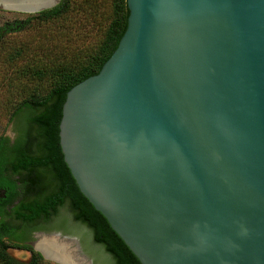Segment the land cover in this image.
<instances>
[{"label": "water", "instance_id": "1", "mask_svg": "<svg viewBox=\"0 0 264 264\" xmlns=\"http://www.w3.org/2000/svg\"><path fill=\"white\" fill-rule=\"evenodd\" d=\"M21 10L35 14L55 7ZM54 144L136 264H264V0H126ZM57 264H94L78 241Z\"/></svg>", "mask_w": 264, "mask_h": 264}, {"label": "trees", "instance_id": "2", "mask_svg": "<svg viewBox=\"0 0 264 264\" xmlns=\"http://www.w3.org/2000/svg\"><path fill=\"white\" fill-rule=\"evenodd\" d=\"M94 6L93 0H60L53 8L27 16L16 30H27L30 40L12 43L7 50L0 43V70L7 72L1 81L9 87L20 85L23 95L8 118L17 128L18 139L10 144L0 135V188L7 190L6 198L0 199V264H44L41 254L25 242L31 240V230L44 228L51 211L57 212L63 205L108 256L105 264H136L80 192L54 144L55 112L66 93L99 72L125 29L129 13L126 0H113L108 19L96 29L100 33L96 32L94 41L69 48L67 41H76L79 24L94 26ZM8 173L18 176L19 184ZM16 196L20 201L14 206ZM9 205L13 207L6 210ZM12 219L19 225H12ZM9 245L28 251L29 260L11 256Z\"/></svg>", "mask_w": 264, "mask_h": 264}, {"label": "rangeland", "instance_id": "3", "mask_svg": "<svg viewBox=\"0 0 264 264\" xmlns=\"http://www.w3.org/2000/svg\"><path fill=\"white\" fill-rule=\"evenodd\" d=\"M113 0H93L94 2V8L96 11L94 26H87L85 24V27H81L79 24L77 28V37L76 41H67L69 43L70 47H81L84 44H88L92 41H94V36L96 34V29L99 28V26L106 22L108 19V13L110 10L111 2ZM59 3V2H58ZM27 16H32L30 14H23V13H17V12H10L0 9V40L2 44H5L6 50L11 48L13 45L12 43L19 44L22 40L28 39L30 40L31 37H29V32L27 30L21 29V31H16L19 27L24 25V22H26ZM30 27L33 26V22H29ZM7 27H9L10 30H6ZM81 27V28H80ZM5 30V31H3ZM100 31L97 32L99 34ZM96 34V35H97ZM7 72H4L3 70H0V135L8 136L9 138L12 137V130H11V124L8 122V118L12 110L20 103L22 96L20 93V85H13L9 87L4 82V79L1 81L2 76H5ZM36 240V239H34ZM27 244V243H26ZM8 253L13 256L14 258L27 262L30 258V253L26 250H21L13 247L12 245H9ZM33 247V246H32ZM33 249V248H32ZM92 252V255L95 257L100 258H106L108 257L104 252L103 249L98 245H92V249H90V253ZM44 264H55L52 261L44 260Z\"/></svg>", "mask_w": 264, "mask_h": 264}, {"label": "flooded vegetation", "instance_id": "4", "mask_svg": "<svg viewBox=\"0 0 264 264\" xmlns=\"http://www.w3.org/2000/svg\"><path fill=\"white\" fill-rule=\"evenodd\" d=\"M5 30L7 32V30H10V29H9V27H7V29H5ZM5 30H3V31H5ZM10 124H11V130H12L11 131L12 137L11 138H9L8 136H4V137H7L9 139V143L13 144L18 139L19 134H18V131H17L15 124L13 122H11ZM8 176L12 179V181H16V185L19 184V182H18L19 177L18 176L12 175L9 173H8ZM6 193H7L6 189L0 188V199L1 200H4L6 198ZM19 201H20V197L16 196V198L13 202V205L15 206L16 204H18ZM13 205L6 206L5 209L9 210L11 207H13ZM67 207H68L67 205H63V206H59V208H57V212L51 211L50 215L48 216L49 218L47 217L48 220L45 221V223H44V228L31 230V232H30L31 240L27 241L25 243H27L28 245H30L32 247L33 243L37 241L35 243V248H37L38 242L40 241V239L42 237H44V236L38 237L37 234H39V233L60 234V237L67 236L71 239H76L78 241L82 251L86 255H88V257H90L92 259L94 264H105L104 258H100L98 256L100 259L97 260L98 257L93 256L92 252L90 253V249H92V245L94 244L92 241L91 234L89 233V230L85 226H81V224L75 220L73 213L71 211L67 210L68 209ZM10 223L12 225H19L20 222L12 219L10 221ZM45 237H47V236H45ZM50 238H54V237H50ZM34 239H36V240H34ZM57 242L58 243H67V245L69 246V248L68 247L63 248V254L66 257L71 258V256L74 255V246L70 242L58 241V240H57ZM72 249H73V251H72ZM38 251H39V249H38ZM40 252H42V251L40 250Z\"/></svg>", "mask_w": 264, "mask_h": 264}, {"label": "bare ground", "instance_id": "5", "mask_svg": "<svg viewBox=\"0 0 264 264\" xmlns=\"http://www.w3.org/2000/svg\"><path fill=\"white\" fill-rule=\"evenodd\" d=\"M57 0H0V7H5L6 9H17L21 10L28 6L29 8L37 7H48L55 4ZM69 248L67 243H58L55 238L42 237L37 244L39 251L41 250L43 254L53 257L55 259H62L67 261L65 255L63 254V248ZM36 248V249H37ZM37 249V250H38ZM73 251V249H72ZM69 258V257H68ZM74 264H79L77 261Z\"/></svg>", "mask_w": 264, "mask_h": 264}]
</instances>
